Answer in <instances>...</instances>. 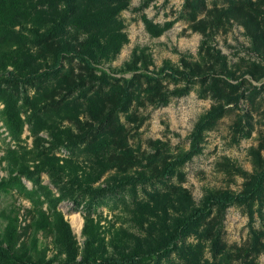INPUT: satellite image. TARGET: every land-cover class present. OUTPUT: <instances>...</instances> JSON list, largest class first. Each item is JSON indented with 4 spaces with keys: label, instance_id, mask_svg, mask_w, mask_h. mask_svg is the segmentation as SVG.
Here are the masks:
<instances>
[{
    "label": "rangeland",
    "instance_id": "obj_1",
    "mask_svg": "<svg viewBox=\"0 0 264 264\" xmlns=\"http://www.w3.org/2000/svg\"><path fill=\"white\" fill-rule=\"evenodd\" d=\"M79 2L0 0V264H81L61 218L81 256L87 217L109 251L155 253L137 264H264V0H124L101 20ZM39 10L61 29L45 44ZM100 29L91 66L58 49ZM213 195L247 197L177 238Z\"/></svg>",
    "mask_w": 264,
    "mask_h": 264
},
{
    "label": "trees",
    "instance_id": "obj_2",
    "mask_svg": "<svg viewBox=\"0 0 264 264\" xmlns=\"http://www.w3.org/2000/svg\"><path fill=\"white\" fill-rule=\"evenodd\" d=\"M24 0H6V3H4L1 6V9L9 10V9H16L20 2ZM46 0H25L29 5H26V8H30L32 10H36L40 5H43ZM65 2L67 5H71L70 3L74 0H50V2L53 4V6L57 7V5L60 2ZM80 0H76V4L81 7ZM124 0H92V4H83L86 7H88L91 10V18L93 20H101L103 17L102 9L104 7H115L117 6V3ZM126 1V0H125ZM1 11L0 13H2ZM116 11H114L115 13ZM68 11L66 10L65 14H67ZM113 13V15H114ZM108 13L107 15H109ZM68 16V15H67ZM29 17L26 18L25 21L27 24H29V30L31 34L35 37V42H39L41 44H45V41L52 40L54 38H57L60 33L61 29L59 28V25L56 24L57 21L55 19H46L45 13L41 10L37 11L36 14H30ZM66 18V17H64ZM31 21V22H29ZM66 20H62L61 23H65ZM24 24V23H23ZM45 24L51 25L52 27H46ZM15 25V24H14ZM95 27V26H93ZM100 33L96 35H89V38L81 42H78L75 40V42H63L61 43L60 47L58 49L61 50V52H65L68 54L74 55L77 59L82 61L83 63L91 66L94 63V60H96V55H92L90 52V45L96 44L100 46V53H103V41L106 39L107 35L104 32V29L99 30ZM110 43V40H106L105 46ZM56 52V49H55ZM61 54V53H59ZM196 151V143H194L192 150L187 153V158L191 157L194 152ZM247 195H213L210 197H207V200L204 203V208L196 207L191 209L189 214L185 216L187 218L184 220V223H182L179 227L177 225L173 232L175 233V236L177 238L180 237V229H184L187 226V223H195L198 220L202 219L208 212V210H211L212 207L216 204L220 206H228L231 205L238 200H241V198H246ZM184 216V214H183ZM61 224H62V231L64 234V240H65V248L67 252V257L64 260L65 263H72L77 262L81 264H97V263H105V264H137L139 263L144 257L146 256H154L155 253L151 251H133V252H126L125 250H121L120 244L121 239L118 242V245L116 244V240L110 241V246L115 251H109L107 249V244L105 243V236L101 235V232L99 231V224L94 222L92 217H87L85 219V224L82 230V234L84 236V252L81 256L78 255V249L77 246V240L75 239V235L72 232V228L70 224L61 218ZM6 239L0 240V257L5 262V258H7L9 261H12V259L15 257L13 255H9L11 253L10 250H12L15 245L14 238L11 237V234H5ZM7 242L6 247L3 248L2 243ZM127 241H122V243H126ZM168 246V243L166 244L165 248ZM162 248V247H161ZM9 256H12L11 258Z\"/></svg>",
    "mask_w": 264,
    "mask_h": 264
}]
</instances>
